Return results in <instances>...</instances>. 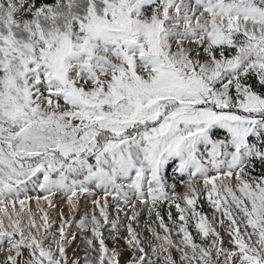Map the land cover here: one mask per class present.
<instances>
[{
    "label": "snow or ice",
    "instance_id": "snow-or-ice-1",
    "mask_svg": "<svg viewBox=\"0 0 264 264\" xmlns=\"http://www.w3.org/2000/svg\"><path fill=\"white\" fill-rule=\"evenodd\" d=\"M0 264H264V0H0Z\"/></svg>",
    "mask_w": 264,
    "mask_h": 264
},
{
    "label": "rangeland",
    "instance_id": "rangeland-1",
    "mask_svg": "<svg viewBox=\"0 0 264 264\" xmlns=\"http://www.w3.org/2000/svg\"><path fill=\"white\" fill-rule=\"evenodd\" d=\"M144 219H146V213L144 214ZM143 222H144V220L142 219L141 220V224L143 225ZM127 257L125 256L123 259H126Z\"/></svg>",
    "mask_w": 264,
    "mask_h": 264
}]
</instances>
